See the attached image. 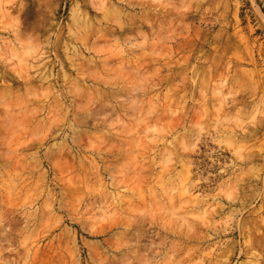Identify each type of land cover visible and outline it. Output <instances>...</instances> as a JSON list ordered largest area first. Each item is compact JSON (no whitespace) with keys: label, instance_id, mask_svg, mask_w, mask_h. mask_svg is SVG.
<instances>
[{"label":"rangeland","instance_id":"1","mask_svg":"<svg viewBox=\"0 0 264 264\" xmlns=\"http://www.w3.org/2000/svg\"><path fill=\"white\" fill-rule=\"evenodd\" d=\"M251 244L264 0H0V264H264Z\"/></svg>","mask_w":264,"mask_h":264},{"label":"bare ground","instance_id":"2","mask_svg":"<svg viewBox=\"0 0 264 264\" xmlns=\"http://www.w3.org/2000/svg\"><path fill=\"white\" fill-rule=\"evenodd\" d=\"M259 232V231H258ZM244 234V233H243ZM263 234V233H262ZM249 236V235H248ZM252 236V235H251ZM251 238V237H250ZM250 247H248V253H250L251 254V256L252 255H254L255 257V259L256 260H259V261H262V260H264V248L261 246L260 248L259 247H255V246H252V244L251 245H249ZM256 249V250H255ZM257 262V261H256Z\"/></svg>","mask_w":264,"mask_h":264}]
</instances>
